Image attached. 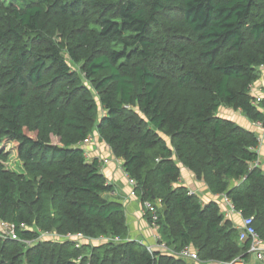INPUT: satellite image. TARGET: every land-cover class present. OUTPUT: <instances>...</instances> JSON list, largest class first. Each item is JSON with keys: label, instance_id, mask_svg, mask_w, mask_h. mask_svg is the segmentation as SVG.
I'll return each instance as SVG.
<instances>
[{"label": "trees", "instance_id": "obj_1", "mask_svg": "<svg viewBox=\"0 0 264 264\" xmlns=\"http://www.w3.org/2000/svg\"><path fill=\"white\" fill-rule=\"evenodd\" d=\"M262 74L264 0H0V225L19 236L0 227V264H196L131 239L125 207L105 198L115 186L86 157L95 133L142 203L162 205L170 250L246 263L250 242L216 202L191 194L182 169L264 241L261 134L226 116L264 128V99L252 94ZM8 145L21 171L6 167ZM78 234L108 241L65 238Z\"/></svg>", "mask_w": 264, "mask_h": 264}, {"label": "crops", "instance_id": "obj_2", "mask_svg": "<svg viewBox=\"0 0 264 264\" xmlns=\"http://www.w3.org/2000/svg\"><path fill=\"white\" fill-rule=\"evenodd\" d=\"M252 94L256 98L264 99V74L261 75L260 79L254 84ZM237 117L239 114L235 113ZM237 117L230 116V119L237 120ZM240 118V117H239ZM251 123V122H250ZM249 123V127H250ZM248 127V128H249ZM260 131V130H259ZM262 132V131H261ZM258 133V132H257ZM263 141L259 148V163L261 168L264 170V132L260 133ZM84 148L86 150V157L90 162L94 160H99L102 164V174L106 177L108 183L115 186L118 193L117 196H113L110 193L105 194V198L112 202H116L125 207L128 214V221L130 224V237L133 240L142 242L145 245H153V230L150 227L148 220L145 219L143 215V203L141 199L131 196V186L127 182V175L123 169V161L120 160L116 162V158L112 154L110 148L107 146L104 140L95 133L88 139L85 143ZM108 159L110 162L104 164V161ZM183 180L182 184L189 187L193 192H195L204 204L210 202H216L223 214H227L228 205L225 202V196L212 195L203 182L196 180L195 175L183 168ZM241 183V182H240ZM234 186L239 184L238 182L233 183ZM158 207L161 208L162 205L157 203ZM231 220L235 227H239L243 222V217L240 213H235L231 216ZM85 245H89L86 242ZM94 246L97 241L93 242ZM89 251L88 248L86 252ZM262 264V261L258 259L257 255H250L248 261L245 264Z\"/></svg>", "mask_w": 264, "mask_h": 264}, {"label": "built area", "instance_id": "obj_3", "mask_svg": "<svg viewBox=\"0 0 264 264\" xmlns=\"http://www.w3.org/2000/svg\"><path fill=\"white\" fill-rule=\"evenodd\" d=\"M257 101L260 102L261 99H258ZM253 125L255 126V128L264 132V128L260 124L259 125L253 124ZM262 141H263V138L261 139V143H262ZM108 163H109V161L106 159L104 161V164H108ZM254 165L259 166L260 163L256 162V163H254ZM127 182L131 186V189H132L131 190V196L136 197L137 196L136 191H135L136 182L132 178H130L128 175H127ZM191 194H195V192L192 191ZM111 195L117 196L118 193L116 190H114L111 193ZM225 202L228 205V212H227V214H225V217H226V219H231V216L235 213H238V212L235 211L231 201L227 197H225ZM143 212H145V214H143L144 216L146 214L149 215L150 227H151V229H154L157 232L156 245L153 247L149 246V248H155L157 250H161L162 252L168 253L170 256H173L177 259L186 260V261L193 262L196 264H201L197 253L195 251H193L191 248L185 249L182 252H176L174 250H170L168 248V246L164 242H162L161 236L159 235V226L157 224L158 220H159V207L156 204H152L149 202L144 203L143 204ZM0 227L2 228V231H3V234H2L3 238L15 240V241L19 240L16 225L3 223L0 225ZM239 231H240V242H242V243L250 242V249H249L248 253L251 255H257L259 260L264 261V241L261 239L259 233L257 232L255 227L253 226V220L243 218V222L239 226ZM40 237L42 240H54V241H61L62 238H64V237L57 236V235H54L51 233H42L40 235ZM65 238L67 240L68 239L69 240L74 239L77 241V243H80V242H89L90 243V242H94V241H97L98 243H100V242L108 241V239L103 238V237L100 238L99 240L88 239L81 234H78L76 236H67ZM109 241L114 242V243H120L121 242L120 239H110ZM30 242H32V241H24V243H26V244H29ZM79 260H81V258ZM229 264H245V263L240 259H236L235 261H233Z\"/></svg>", "mask_w": 264, "mask_h": 264}, {"label": "rangeland", "instance_id": "obj_4", "mask_svg": "<svg viewBox=\"0 0 264 264\" xmlns=\"http://www.w3.org/2000/svg\"><path fill=\"white\" fill-rule=\"evenodd\" d=\"M5 2V4L7 5H13L15 7H18V8H22L24 6H26L28 3H31L32 1H35V0H3ZM226 116L228 118H230V116H234V117H237V115L232 111V110H227L226 111ZM240 117V118H239ZM237 117V120L236 122L239 123L240 125H242L244 128H247L250 123V121L245 118L244 116H240ZM250 127H255L252 123H250ZM98 134V133H97ZM94 135V134H93ZM4 149L5 151L8 153V160L7 162H5V165L8 169L12 170V171H21L20 169V162L18 160V155L17 153L13 150L12 146L11 145H8V146H4ZM108 160V159H107ZM120 161V159H116V162ZM110 162V160H108ZM137 197V196H136ZM162 209V207H161ZM143 212V211H142ZM143 214H145V212H143ZM153 230V240H154V244L153 245H149L150 247H153L156 245V236H157V232ZM160 235V234H159ZM39 241H34V242H30L29 244H27L28 246H32L34 244H37ZM95 242V241H94ZM85 243V242H84ZM87 244L91 245L93 244V242H86ZM100 243L97 242V244L95 245H99ZM193 251L195 250L194 248H191ZM89 251L86 252V249L84 250V256H89V253H90V249L88 248ZM189 262V261H188ZM261 264V263H259Z\"/></svg>", "mask_w": 264, "mask_h": 264}, {"label": "water", "instance_id": "obj_5", "mask_svg": "<svg viewBox=\"0 0 264 264\" xmlns=\"http://www.w3.org/2000/svg\"><path fill=\"white\" fill-rule=\"evenodd\" d=\"M247 126H248V125H247ZM248 127H249V126H248ZM248 127H247V129H249V130H251V131H253V132L262 133L261 131H259V129H257V128H255V127H252V128H251V127L248 128Z\"/></svg>", "mask_w": 264, "mask_h": 264}, {"label": "clouds", "instance_id": "obj_6", "mask_svg": "<svg viewBox=\"0 0 264 264\" xmlns=\"http://www.w3.org/2000/svg\"><path fill=\"white\" fill-rule=\"evenodd\" d=\"M85 149V148H84Z\"/></svg>", "mask_w": 264, "mask_h": 264}]
</instances>
